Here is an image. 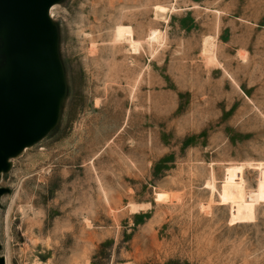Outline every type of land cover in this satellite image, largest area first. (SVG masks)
Wrapping results in <instances>:
<instances>
[{
    "label": "rangeland",
    "instance_id": "obj_1",
    "mask_svg": "<svg viewBox=\"0 0 264 264\" xmlns=\"http://www.w3.org/2000/svg\"><path fill=\"white\" fill-rule=\"evenodd\" d=\"M51 9L64 92L0 177L5 264H264V0Z\"/></svg>",
    "mask_w": 264,
    "mask_h": 264
},
{
    "label": "water",
    "instance_id": "obj_2",
    "mask_svg": "<svg viewBox=\"0 0 264 264\" xmlns=\"http://www.w3.org/2000/svg\"><path fill=\"white\" fill-rule=\"evenodd\" d=\"M54 1L0 0V24L7 27V50L13 65L11 77L0 82V173L7 167V155L20 151L53 120L59 73L48 9ZM1 43L3 62L2 39ZM3 192L0 188V195ZM0 264H5L1 258Z\"/></svg>",
    "mask_w": 264,
    "mask_h": 264
},
{
    "label": "bare ground",
    "instance_id": "obj_3",
    "mask_svg": "<svg viewBox=\"0 0 264 264\" xmlns=\"http://www.w3.org/2000/svg\"><path fill=\"white\" fill-rule=\"evenodd\" d=\"M57 1H59V0H55L48 9V19H49V23H50V26H51V29L53 32V54L55 57V61H56V65H57V69H58V73H59V92H58V96H57V100H56V104H55V112H54L53 120H52L51 124L49 125V127L42 134H40L39 136H37L36 138L31 140L29 143H27L21 150H23L24 148H26V147L32 145L33 143L39 141L47 133H50L51 132L50 130L55 126L57 119L59 117L58 116L59 115V105H60V101H61V98H62L63 92H64V81H63L62 69H61V66H60V63H59V60L57 57V53H56V32H55L54 26H53L52 21H51V15H52V9L51 8L55 5V3ZM157 9L164 11L165 7H163L161 5H157ZM113 32H114V38L116 41H127L133 52H137L139 50L141 43L139 41H136L133 38V29L131 26L117 25L115 27V29L113 30ZM0 36H1V39L3 42V53H4V64L0 68V82H1L2 80H8L11 77L12 72H13V65L10 62V59L8 56V50H7V27L4 24H0ZM160 37H161L160 32L157 29L152 28V29H150L149 33L147 34V41H148L149 45H152L153 43H158ZM207 44H209V43L207 42ZM20 151H18L15 154L7 155V167H5L1 171L0 177L3 176L4 171H7L9 166L11 165L12 159H10V158H12L16 154H18ZM156 198L166 199V198H168V194L167 193H158L156 195ZM257 198H258L257 192H249L248 193V199L249 200L253 201V200H256ZM0 258L5 261V257L3 255H1V253H0Z\"/></svg>",
    "mask_w": 264,
    "mask_h": 264
}]
</instances>
